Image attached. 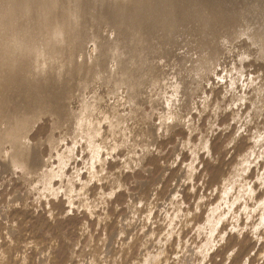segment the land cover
I'll use <instances>...</instances> for the list:
<instances>
[{
  "label": "rangeland",
  "instance_id": "374dc122",
  "mask_svg": "<svg viewBox=\"0 0 264 264\" xmlns=\"http://www.w3.org/2000/svg\"><path fill=\"white\" fill-rule=\"evenodd\" d=\"M216 11L224 29L211 49L189 31L169 50L126 55L130 88L112 60L89 87L70 79L62 121L31 124L29 172L5 150L0 264H264V54L248 42L264 26V0ZM85 25L77 62L118 43L98 18ZM84 103L92 141L75 124Z\"/></svg>",
  "mask_w": 264,
  "mask_h": 264
},
{
  "label": "bare ground",
  "instance_id": "6f19581e",
  "mask_svg": "<svg viewBox=\"0 0 264 264\" xmlns=\"http://www.w3.org/2000/svg\"><path fill=\"white\" fill-rule=\"evenodd\" d=\"M222 8L223 0H0V156L8 149V165L29 172L36 154L25 142L31 124L43 115L62 121L70 79L81 77L89 87L107 78L112 60L117 84L130 88L134 72H128L126 55L169 50L189 31L195 32L201 49H211L224 29L216 11ZM233 11L228 10L225 22L234 19ZM88 15L112 29L118 43L127 41L125 51L116 42L101 43L95 58L77 62ZM260 30L248 42L264 54V26ZM93 111L84 103L75 122L89 141L96 136ZM49 177L40 174L45 188Z\"/></svg>",
  "mask_w": 264,
  "mask_h": 264
}]
</instances>
